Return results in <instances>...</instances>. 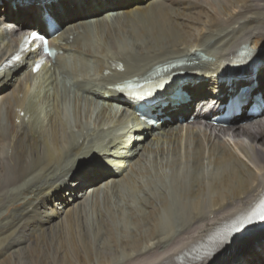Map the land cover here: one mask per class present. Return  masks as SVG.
<instances>
[{
    "label": "bare ground",
    "instance_id": "1",
    "mask_svg": "<svg viewBox=\"0 0 264 264\" xmlns=\"http://www.w3.org/2000/svg\"><path fill=\"white\" fill-rule=\"evenodd\" d=\"M0 13V264H264V223H250L264 110L245 115L264 64L227 71L243 45L264 54V0H0ZM45 15L57 55L36 74L40 50L1 67ZM174 61L192 64L143 111L151 126L121 84ZM242 88L244 118L215 124Z\"/></svg>",
    "mask_w": 264,
    "mask_h": 264
},
{
    "label": "rangeland",
    "instance_id": "2",
    "mask_svg": "<svg viewBox=\"0 0 264 264\" xmlns=\"http://www.w3.org/2000/svg\"><path fill=\"white\" fill-rule=\"evenodd\" d=\"M166 1H168V0H166ZM118 12H122V11H118ZM1 14V13H0ZM188 121V120H187ZM183 127H186V125H188V122H186V121H184L183 122ZM243 140H245V142L246 143H248V140L245 138H242ZM224 140H225V142H228V140H230L229 138H224ZM223 262L222 261H219V262H217L216 264H222Z\"/></svg>",
    "mask_w": 264,
    "mask_h": 264
},
{
    "label": "water",
    "instance_id": "3",
    "mask_svg": "<svg viewBox=\"0 0 264 264\" xmlns=\"http://www.w3.org/2000/svg\"><path fill=\"white\" fill-rule=\"evenodd\" d=\"M262 241L264 242V237H263L262 239H260L259 242H255V243H261ZM246 252H247V251H246ZM248 252H250V251H248ZM248 252H247V253H248Z\"/></svg>",
    "mask_w": 264,
    "mask_h": 264
}]
</instances>
